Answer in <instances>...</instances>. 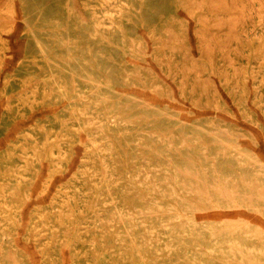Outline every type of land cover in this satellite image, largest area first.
<instances>
[{"label": "rangeland", "instance_id": "1", "mask_svg": "<svg viewBox=\"0 0 264 264\" xmlns=\"http://www.w3.org/2000/svg\"><path fill=\"white\" fill-rule=\"evenodd\" d=\"M148 1L0 0V264H264V0Z\"/></svg>", "mask_w": 264, "mask_h": 264}, {"label": "bare ground", "instance_id": "2", "mask_svg": "<svg viewBox=\"0 0 264 264\" xmlns=\"http://www.w3.org/2000/svg\"><path fill=\"white\" fill-rule=\"evenodd\" d=\"M173 1V0H172ZM254 1V0H253ZM146 2V1H145ZM148 2H150V0L148 1ZM173 2H175V1H173ZM147 3V2H146ZM175 4V3H174ZM255 5V4H254ZM146 6H149V4L148 5H146ZM152 6V5H151ZM168 6V5H167ZM256 6H254V8H255ZM256 9V8H255ZM161 11H163V10H161ZM164 11H166V10H164ZM156 12H158V10H156ZM49 13H51V12H49ZM161 13V12H160ZM166 13V12H165ZM162 15V14H161ZM164 15V14H163ZM165 16V15H164ZM67 24H68V22H67ZM30 26V25H29ZM71 27V26H70ZM11 28H12V26H11ZM30 29V28H29ZM68 29H70V28H67L66 29V31L69 33L70 31L68 30ZM127 30H128V28H127ZM30 31V30H29ZM82 31V30H81ZM83 32H84V30H83ZM68 33H67V35H68ZM36 34V33H35ZM70 34V33H69ZM81 34H83V33H81ZM34 35V34H33ZM43 35V34H42ZM51 35H53V34H51ZM50 34H49V36H51ZM55 35V34H54ZM45 36V35H44ZM47 36V35H46ZM69 36V35H68ZM82 36V35H81ZM36 37V36H35ZM38 37H39V35H38ZM55 37V36H54ZM64 37V36H63ZM67 37V36H66ZM84 37V36H83ZM65 38V37H64ZM70 38V37H69ZM34 39V38H33ZM36 39V38H35ZM56 39V38H55ZM66 39V38H65ZM81 39H82V37H81ZM84 39V38H83ZM60 40V39H59ZM80 39H78V43L81 41H79ZM37 41V40H36ZM62 41V40H61ZM60 41V42H61ZM67 41H68V39H67ZM34 42V41H33ZM38 42V41H37ZM50 42V41H49ZM53 42V41H52ZM82 42V41H81ZM84 42V41H83ZM88 42V41H87ZM86 42V43H87ZM44 43V42H43ZM54 43V42H53ZM52 43V44H53ZM90 42H88V44H89ZM35 45H36V43H34ZM39 44H40V42H39ZM45 44V43H44ZM83 44V43H82ZM42 45V44H41ZM46 45V44H45ZM59 45V44H58ZM40 46V45H39ZM43 47V46H42ZM47 47V46H46ZM49 47V46H48ZM69 49V48H68ZM44 52H46L45 50H44ZM86 52V51H85ZM87 53V52H86ZM82 55H83V53H82ZM82 55H80V56H82ZM85 55V54H84ZM83 55V56H84ZM46 57V56H45ZM63 68L65 67V66H62ZM81 67H83V66H81ZM84 68V67H83ZM66 69V68H65ZM81 68H79V70H80ZM85 69V68H84ZM71 70V69H70ZM82 70V69H81ZM75 71V70H74ZM73 71V72H74ZM83 72V71H82ZM116 72H118V71H116ZM115 72V73H116ZM66 73H67V71H66ZM68 73H70V72H68ZM77 73V72H76ZM84 73V72H83ZM113 74V73H112ZM118 74V76H119V73H117ZM78 75V74H77ZM65 77V76H64ZM66 78V77H65ZM87 78V77H86ZM112 78V77H111ZM74 79H77V78H75L74 77ZM83 79H85V77L83 78ZM89 79V78H88ZM64 80V79H63ZM81 81V80H80ZM58 82H60V81H58ZM64 83V82H63ZM56 85L57 84H55V87H56ZM122 85V84H121ZM49 89V88H48ZM56 89H57V87H56ZM69 89V88H68ZM60 90L58 89V92H59ZM39 95V94H38ZM60 95V94H59ZM62 96H64V95H62ZM99 96V95H98ZM129 96V95H128ZM100 97V96H99ZM132 97V96H131ZM131 97H129V99L131 98ZM75 98V97H74ZM133 98V97H132ZM127 99H128V97H127ZM125 101V100H124ZM125 102H127V101H125ZM143 103V102H142ZM146 103V102H145ZM148 105H149V103H148ZM91 106H92V104H91ZM133 106H135V105H133ZM129 107H130V105H129ZM157 107V106H156ZM91 109H92V107H91ZM152 110H154V108L152 109ZM156 112V111H155ZM160 112V111H159ZM145 113V112H144ZM161 113V112H160ZM114 126V125H113ZM188 128V127H187ZM111 129V128H110ZM114 130L115 129H113V132H114ZM116 131V130H115ZM118 131V130H117ZM119 132V131H118ZM117 133V132H116ZM115 134V133H114ZM118 135H119V133H118ZM185 135V134H184ZM41 137H42V135H41ZM160 150V149H159ZM232 150V149H231ZM121 152V151H120ZM183 152V151H182ZM185 152H186V150H185ZM190 153H194V152H190ZM184 154H186V153H184ZM133 155V154H132ZM176 155V154H175ZM175 155H173V156H175ZM194 155V154H193ZM196 155V154H195ZM134 156V155H133ZM168 155H166V157H167ZM188 156V155H187ZM199 156V155H198ZM122 157V156H121ZM195 157V156H194ZM175 158V157H174ZM173 158V159H174ZM180 159V158H179ZM127 160H128V158H127ZM176 160V159H175ZM178 161V160H177ZM139 162V161H138ZM144 162V161H143ZM183 162V161H182ZM180 163H181V160H180ZM260 163H258V165H259ZM137 165V164H136ZM138 165H140V163L138 164ZM142 165V164H141ZM178 165V164H177ZM181 165H183L182 163H181ZM261 165V164H260ZM262 166V168L264 169V166L263 165H261ZM179 167V166H178ZM191 167V166H190ZM190 167H188V169L190 170ZM199 167V166H198ZM197 167V168H198ZM143 168V167H142ZM146 168V167H145ZM184 168V167H183ZM182 168V169H183ZM191 168H193V167H191ZM138 170V169H137ZM218 170H219V168H218ZM222 170V169H221ZM222 172H224V171H222ZM209 174V173H208ZM225 174V173H224ZM114 176H116V175H114ZM180 176L181 177H183L181 174H180ZM225 176V175H224ZM134 177V176H133ZM221 179V178H220ZM194 180V179H193ZM181 181V180H180ZM189 181V180H188ZM191 181V180H190ZM187 182V181H186ZM192 182H194V181H192ZM188 183V182H187ZM158 184V183H157ZM121 186V185H120ZM158 186H160V184L158 185ZM182 187V186H181ZM180 189V188H179ZM130 190V189H129ZM152 190V189H151ZM165 191V190H164ZM128 193V192H127ZM115 194V193H114ZM113 194V195H114ZM126 195V194H125ZM124 197H126V196H124ZM167 197V196H166ZM121 199V198H120ZM124 199V198H123ZM137 199V198H136ZM113 200V199H112ZM10 202V201H9ZM120 202H123V201H121L120 200ZM140 203V202H139ZM144 204H145V202H144ZM163 204V203H162ZM119 205V204H118ZM142 205V204H141ZM179 205H181V204H179ZM144 205H142V207H143ZM164 206V205H163ZM136 207V206H135ZM140 207V206H139ZM157 207V206H156ZM167 207V206H166ZM141 208V207H140ZM143 209H144V207H143ZM118 214V213H117ZM160 214V213H159ZM107 216H108V214H106ZM138 215V214H137ZM104 217V216H103ZM119 217V216H118ZM118 217H117V219H118ZM158 217H160V216H158ZM171 217H173V216H171ZM141 218H143V217H141ZM147 218H148V216H147ZM150 218V217H149ZM153 218V217H152ZM154 218H156V217H154ZM166 218V217H165ZM104 219V218H103ZM160 220V219H159ZM153 221V220H152ZM155 222H156V219H155ZM160 222V221H159ZM154 223V222H153ZM70 224V223H69ZM156 224H158V223H155V225ZM160 224V223H159ZM71 225V224H70ZM125 225V224H124ZM127 225V224H126ZM149 225H150V223H149ZM123 226V225H122ZM99 227V226H98ZM101 227V226H100ZM102 228V227H101ZM121 228V227H120ZM124 227H122V229H123ZM153 228V227H152ZM12 229V228H11ZM157 229V228H156ZM81 230V229H80ZM126 230V229H125ZM139 230H141L140 228H139ZM139 230H138V232H139ZM161 230H163L162 228H161ZM186 230H187V228H186ZM65 231V230H64ZM98 231V230H97ZM124 231V230H123ZM156 231H158V230H156ZM188 231V230H187ZM98 233V232H97ZM125 233V232H124ZM141 233V232H140ZM163 233V232H162ZM168 233V232H167ZM203 233V232H202ZM201 233V234H202ZM205 233V232H204ZM207 233V232H206ZM205 233V234H206ZM60 234H61V232H60ZM165 234H166V232H165ZM169 234V233H168ZM99 235V234H98ZM164 235V234H163ZM190 234H188V236H189ZM165 236V235H164ZM62 237H64V236H62ZM159 237V236H158ZM161 237V236H160ZM159 237V238H160ZM196 237V236H195ZM85 238V237H84ZM129 239V238H128ZM207 239V238H206ZM110 241V240H109ZM127 241V240H126ZM165 241H167V240H165ZM172 241V240H171ZM203 243V242H202ZM57 245H58V243H56ZM191 244V243H190ZM56 245V246H57ZM85 245V244H84ZM174 245V244H173ZM81 246V245H80ZM92 246V245H91ZM156 246V245H155ZM159 246V245H158ZM58 247V246H57ZM83 247V246H82ZM81 247V248H82ZM86 247V246H85ZM117 247V246H116ZM84 248V247H83ZM154 248V247H153ZM56 249V248H55ZM136 250V249H135ZM183 250V249H182ZM217 250V249H216ZM218 251V250H217ZM72 252V251H71ZM83 252V251H82ZM116 252V251H115ZM183 252V251H182ZM188 253V252H187ZM218 254V253H217ZM172 255H174V254H172ZM171 256V255H170ZM180 256V255H179ZM182 256H184V255H182ZM182 256H181V258H182ZM117 258V257H116ZM172 259V258H171ZM111 260V259H110ZM117 260V259H116ZM200 261H202L201 259H200ZM76 262V261H75ZM91 262V261H90ZM211 262V261H210ZM78 263V262H77ZM82 263V262H81ZM84 263V262H83ZM215 264V263H214Z\"/></svg>", "mask_w": 264, "mask_h": 264}]
</instances>
